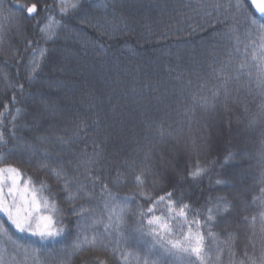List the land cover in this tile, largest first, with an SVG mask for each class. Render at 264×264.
Returning a JSON list of instances; mask_svg holds the SVG:
<instances>
[{
  "label": "trees",
  "instance_id": "obj_1",
  "mask_svg": "<svg viewBox=\"0 0 264 264\" xmlns=\"http://www.w3.org/2000/svg\"><path fill=\"white\" fill-rule=\"evenodd\" d=\"M34 2L3 0L15 19L0 16V167L18 168L37 189L44 181L40 194L63 209L65 231L42 240L0 213L15 241L0 235L7 264H191L187 254L155 244L140 216L151 204L141 192L155 200L169 191L200 213L211 264H264V89L256 82L264 34L226 11L235 0H81L80 15L66 17L65 29L56 28L48 42L38 21L59 19L60 0H40L35 20L16 7ZM247 10L260 19L250 3ZM92 17L91 25L84 22ZM37 44L47 59L29 83L25 66ZM89 158L96 163L85 168ZM59 165L73 181L72 194L77 181L86 185L79 199L69 202L63 181L51 174ZM197 165L208 171L193 178ZM141 174L142 188L135 181ZM81 206L83 215L71 214ZM121 207L123 219L110 221V209ZM155 214L168 215L166 202ZM77 221L106 247L72 255ZM171 223L176 239L183 221Z\"/></svg>",
  "mask_w": 264,
  "mask_h": 264
},
{
  "label": "snow or ice",
  "instance_id": "obj_2",
  "mask_svg": "<svg viewBox=\"0 0 264 264\" xmlns=\"http://www.w3.org/2000/svg\"><path fill=\"white\" fill-rule=\"evenodd\" d=\"M40 0L32 3L30 6H24L17 4L16 7L24 9L26 8L27 14L31 16L32 19H36L39 16L38 5ZM250 3L251 7L255 12L259 13L260 19H257L253 16L251 12H248L247 5ZM214 10H219L223 5H214ZM82 9L81 0H74L69 6L66 3V0H60L59 4V13L60 18L55 19L49 16H45L43 20L38 21L39 24H43L42 27H39V32L41 34V39H44L45 42L51 41L53 37L57 36L56 28L61 30L65 29V18L72 17L73 15H80V10ZM233 9L235 10L233 12ZM227 12H233V19L236 18L235 13H240L244 15V23L254 29L255 31L264 34V23L261 20H264V0H235V3H229L227 6ZM35 14V15H32ZM0 16H4L7 19H15V16L11 9H6L3 4V0H0ZM96 19L92 17L91 19L85 18L84 22L92 24V20ZM95 27H100V21L97 20ZM39 52V57L36 53ZM264 55V53H261ZM47 59V49L37 47L33 49V54L30 58L29 63L25 66V70L28 73V82L32 83L36 76L39 74V70L42 69L40 59ZM30 69V71H29ZM35 73L36 75H33ZM257 86L264 89V62L261 63V66L257 70ZM51 86V85H50ZM24 85L20 86L21 91L23 90ZM41 105H43L47 110L52 112L56 111L55 105L51 104L46 98H41ZM7 107V106H6ZM19 114V110H17ZM4 118V114L0 113V120ZM15 121V117H13ZM82 124L86 127V122L82 121ZM80 126H77V131H81ZM14 134V133H13ZM5 142V136L0 128V143ZM70 140H65L63 138H58V143L61 145L70 143ZM86 154V153H85ZM93 155H99L98 147H93ZM4 160L3 156H0V163ZM85 168H90L96 163L95 159L89 158L81 162ZM47 167V165H45ZM208 169L200 167L197 165L194 170L189 174L193 178L200 177L204 174H207ZM51 174L57 179L58 182L63 181L64 191L67 193V199L69 202H72L80 198V195L83 194L86 185L76 182V192L77 194H72L70 189L73 186V181L68 179L67 172L63 168V165H59L57 168L51 170ZM143 174L135 178L136 184L138 187L142 188L144 185ZM22 173L20 170L13 166L0 167V213H3L7 220L21 233L27 232L32 235L39 236L42 240L48 238H55L61 235L65 228L63 227L65 213L63 209L57 206L55 200L50 203L48 197L43 196L42 194L38 197V192H41L47 188V185L44 181L40 182V189H37L32 184L31 177L23 179ZM161 180L166 179L165 177H160ZM219 183V181H217ZM51 194V190L49 189ZM103 192L107 193L109 196L111 193L108 190L107 185L103 186ZM146 200L151 201L150 206L146 211L141 210L140 216L142 221L146 218V224L150 229V234L154 237L155 244H158L166 253H173V250L185 253L191 259V264H211L210 257L208 253L204 251V235L201 232V220L199 219L200 213L194 212L190 206L184 203L182 200L174 199V192H166L165 195L153 199L151 195L146 192H141ZM167 204L168 215L165 217L163 215H156V210L158 205L165 203ZM106 208L109 207L108 204L105 205ZM42 209L44 211H42ZM227 210V209H225ZM112 215H110L109 220H122L124 216L125 209L120 208L117 212L115 208L110 209ZM192 213V219H189V213ZM84 209L81 206L79 212L77 208L73 207L71 214L77 216L83 215ZM53 214L59 217L58 220H53ZM264 219V217H262ZM213 220V215L210 211L208 217L204 221L205 224ZM172 221H183V223H177L176 228L178 233L176 239H171L174 234V229ZM54 224L61 225L60 227H54ZM193 225H195V231H193ZM187 226V232L183 231V228ZM77 237L76 241L72 245V255H75L81 251L85 246L88 247H106L103 240L98 237V235L93 231L91 238L86 234V230L81 228L79 221H77ZM107 231V229H106ZM209 236L214 234L209 231ZM0 235L6 236L7 239L15 244V241L12 240V237L8 233L7 227L0 223ZM81 237H83L81 239ZM17 248H22L21 245H16ZM25 253L28 252L27 248H24ZM33 255H35L36 250H31ZM121 258H124V253H121ZM219 257L217 256V260ZM250 264H256L254 258H249ZM0 264H7L4 260V255L0 252ZM100 264H106V262L101 261ZM144 264H148L147 261H144Z\"/></svg>",
  "mask_w": 264,
  "mask_h": 264
},
{
  "label": "rangeland",
  "instance_id": "obj_3",
  "mask_svg": "<svg viewBox=\"0 0 264 264\" xmlns=\"http://www.w3.org/2000/svg\"><path fill=\"white\" fill-rule=\"evenodd\" d=\"M22 183H23V180L21 181ZM41 194H40V192H38V197L40 196ZM42 211H44L43 209H42ZM55 219V215L53 214V220ZM55 221V220H54ZM54 227H57V224H54Z\"/></svg>",
  "mask_w": 264,
  "mask_h": 264
},
{
  "label": "water",
  "instance_id": "obj_4",
  "mask_svg": "<svg viewBox=\"0 0 264 264\" xmlns=\"http://www.w3.org/2000/svg\"><path fill=\"white\" fill-rule=\"evenodd\" d=\"M254 10V9H253ZM254 12H255V10H254ZM258 16H259V13H257V12H255ZM260 17V16H259Z\"/></svg>",
  "mask_w": 264,
  "mask_h": 264
}]
</instances>
